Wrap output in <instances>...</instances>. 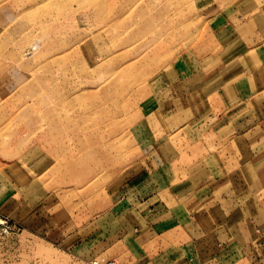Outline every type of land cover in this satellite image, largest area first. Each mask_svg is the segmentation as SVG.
I'll use <instances>...</instances> for the list:
<instances>
[{"label":"crops","instance_id":"obj_1","mask_svg":"<svg viewBox=\"0 0 264 264\" xmlns=\"http://www.w3.org/2000/svg\"><path fill=\"white\" fill-rule=\"evenodd\" d=\"M197 15L201 49L164 59L141 89L127 130L138 160L90 190L44 177L55 162L38 152L3 163L1 213L86 260L264 264V0ZM27 79L4 66L0 101Z\"/></svg>","mask_w":264,"mask_h":264},{"label":"rangeland","instance_id":"obj_2","mask_svg":"<svg viewBox=\"0 0 264 264\" xmlns=\"http://www.w3.org/2000/svg\"><path fill=\"white\" fill-rule=\"evenodd\" d=\"M236 1L0 0V73L9 65L28 77L0 101V165L38 152L55 162L44 177L90 190L136 162L127 130L146 79L164 59L201 49L199 8ZM63 101L58 114L72 122L56 129ZM12 218L0 212V264H117L86 260Z\"/></svg>","mask_w":264,"mask_h":264},{"label":"bare ground","instance_id":"obj_3","mask_svg":"<svg viewBox=\"0 0 264 264\" xmlns=\"http://www.w3.org/2000/svg\"><path fill=\"white\" fill-rule=\"evenodd\" d=\"M97 70H100V69H97ZM96 70V71H97ZM99 74V72H94L93 74H92V76H91V78H94L96 75H98ZM67 105V104H66ZM64 112L65 111V103H64V101L63 102H61L60 104H59V107H58V105H57V107L51 112L52 113V115H51V117H52V119H51V121L53 122L52 124L54 125V127H56V129H64V128H66V127H70V123L72 122L71 120H68L67 118H63V117H61V115L60 114H58V112ZM50 113V114H51ZM49 114V115H50ZM74 122V121H73ZM75 122L76 123H80L81 124V122H82V119L81 118H79V119H77V120H75ZM74 126H79L78 124L77 125H74ZM84 168H87V169H89V166H88V164H85L84 165ZM88 173L87 172H85V175H87Z\"/></svg>","mask_w":264,"mask_h":264}]
</instances>
